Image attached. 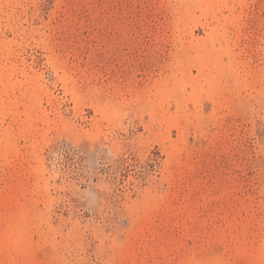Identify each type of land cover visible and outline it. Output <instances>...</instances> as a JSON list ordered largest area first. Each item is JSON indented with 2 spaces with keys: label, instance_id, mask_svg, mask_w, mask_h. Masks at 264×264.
<instances>
[{
  "label": "rangeland",
  "instance_id": "1",
  "mask_svg": "<svg viewBox=\"0 0 264 264\" xmlns=\"http://www.w3.org/2000/svg\"><path fill=\"white\" fill-rule=\"evenodd\" d=\"M0 264H264V0H0Z\"/></svg>",
  "mask_w": 264,
  "mask_h": 264
}]
</instances>
